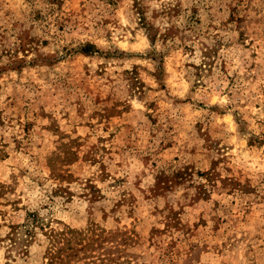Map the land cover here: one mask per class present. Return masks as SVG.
Instances as JSON below:
<instances>
[{
  "label": "rangeland",
  "instance_id": "rangeland-1",
  "mask_svg": "<svg viewBox=\"0 0 264 264\" xmlns=\"http://www.w3.org/2000/svg\"><path fill=\"white\" fill-rule=\"evenodd\" d=\"M54 254L264 264V0H0V264Z\"/></svg>",
  "mask_w": 264,
  "mask_h": 264
},
{
  "label": "trees",
  "instance_id": "trees-1",
  "mask_svg": "<svg viewBox=\"0 0 264 264\" xmlns=\"http://www.w3.org/2000/svg\"><path fill=\"white\" fill-rule=\"evenodd\" d=\"M33 222H36V221H39V219L36 217V216H34V218H33ZM32 222V223H33ZM31 223V221L30 222H28L27 224H24V228H25V230H24V232H23V235L24 236H22V238H19L16 234H17V229H16V231H14V235H12V237H11V240H12V244H14V245H17V244H21V243H23V242H25L26 240H27V238L28 237H31L32 235H33V230H31L30 228H32V227H34V226H32V225H29ZM70 231H68L67 233H69ZM64 233H60L59 234V236L61 237V238H63V235ZM46 235H47V239H48V241H49V243L51 244L50 246H51V249H53V247H55L56 246V243L58 242V234H53V233H50V232H46ZM26 236V237H25ZM19 240H20V242H19ZM22 240V241H21ZM68 240V242H72V241H74V240H72V238H69V239H67ZM79 243V242H78ZM60 258V256L59 255H57V254H54L53 255V257L51 258V261H50V263L49 264H58L59 263V259Z\"/></svg>",
  "mask_w": 264,
  "mask_h": 264
}]
</instances>
